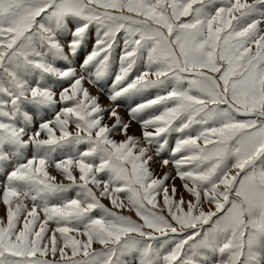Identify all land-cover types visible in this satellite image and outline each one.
Here are the masks:
<instances>
[{
  "label": "snow or ice",
  "instance_id": "snow-or-ice-1",
  "mask_svg": "<svg viewBox=\"0 0 264 264\" xmlns=\"http://www.w3.org/2000/svg\"><path fill=\"white\" fill-rule=\"evenodd\" d=\"M0 175V264H264V0H0Z\"/></svg>",
  "mask_w": 264,
  "mask_h": 264
},
{
  "label": "rangeland",
  "instance_id": "rangeland-1",
  "mask_svg": "<svg viewBox=\"0 0 264 264\" xmlns=\"http://www.w3.org/2000/svg\"><path fill=\"white\" fill-rule=\"evenodd\" d=\"M250 2H251V0H249V3H250ZM94 33H95V29H93V39H94ZM121 44H122V34H121ZM77 67H78V65H77ZM101 99H102V103H104V104H108V103H109V101H108V99H107L106 96H103V95H102V98H101ZM105 101H106V102H105ZM137 102H139V101H137ZM129 103H130V102H129ZM119 111H120L121 115L125 118V120H127V119H128V115H127V104H126V103H124V104L121 105ZM130 134H134V135H137V136L140 135L139 125L133 123V126H132V128H131V132H130ZM119 138H120V137H118V139H119ZM165 156H167V154H166ZM154 166H155V167H154ZM6 167H8L9 170H10V167H11V166H10V165H6ZM153 168H154V169L157 168V169H156L157 172H160V171H161V169H160V167H159L158 164H154V165H153ZM158 170H159V171H158ZM53 174H55V172H53ZM58 178H59V177H58ZM3 180H4V176H3V175H0V183H2ZM176 183H177V186H179V180H177ZM104 203L109 204L108 201H104ZM0 204H1V205H0V216H4V214H5V207H4V205H3L2 203H0ZM109 207H111L110 204H109ZM121 211H122V214L130 215V216H132L133 219H138V217H136L134 211H127V210H121ZM94 247H96L97 249H99V245H95Z\"/></svg>",
  "mask_w": 264,
  "mask_h": 264
},
{
  "label": "bare ground",
  "instance_id": "bare-ground-1",
  "mask_svg": "<svg viewBox=\"0 0 264 264\" xmlns=\"http://www.w3.org/2000/svg\"><path fill=\"white\" fill-rule=\"evenodd\" d=\"M105 102H106V101H105ZM166 154H167V153H164V155H166ZM154 167H155V166H154ZM156 169H157V168H156ZM156 169H155V170H156ZM158 171H159V170H158ZM0 205H1V204H0Z\"/></svg>",
  "mask_w": 264,
  "mask_h": 264
}]
</instances>
